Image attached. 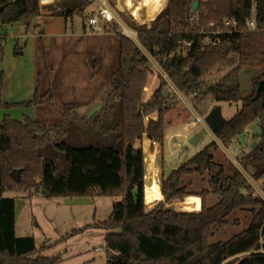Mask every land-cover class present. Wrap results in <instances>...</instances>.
Returning <instances> with one entry per match:
<instances>
[{
  "label": "trees",
  "instance_id": "16d2710c",
  "mask_svg": "<svg viewBox=\"0 0 264 264\" xmlns=\"http://www.w3.org/2000/svg\"><path fill=\"white\" fill-rule=\"evenodd\" d=\"M89 6V0H75L52 15L68 19ZM44 7L50 5L42 6L40 0H0V21L30 28ZM196 13L199 20L192 24ZM253 19L255 30L247 26ZM228 21L236 25L227 26ZM127 25L137 33L142 48L114 29L118 55L108 79L111 91L93 116L72 114L73 103L66 105L59 125L52 127L31 118L17 121L3 116L4 108L44 103L41 69L33 100L15 105L0 101V264H61L60 256L43 255L49 246L38 248L35 237L16 235V202L6 195L29 192L38 180L37 190L47 199H120L106 221H95L63 238L88 228L105 230L107 264H264V198L216 142L170 176L162 175L163 199L152 208L146 204L147 155L141 146L148 138L159 145L164 158L167 116L179 102L177 94L168 93L169 83L162 75L146 101L145 89L155 77L147 52L180 93L241 103L216 135L230 148L240 136L251 138L252 126L258 124L260 133L252 136L258 144L239 158V164L250 173L252 167L255 181L264 179V0H168L154 20L142 24L131 20ZM106 27L104 32L113 33ZM225 65L233 67L229 73L217 82H205ZM245 68L258 70L249 92H243L240 84ZM3 87L0 74V93ZM51 150L62 153L64 161L58 163ZM15 170L21 174L18 181L11 175ZM191 196L202 199L201 211L175 208ZM249 218L246 229L214 241L218 233ZM244 254L248 255L238 258Z\"/></svg>",
  "mask_w": 264,
  "mask_h": 264
},
{
  "label": "rangeland",
  "instance_id": "374dc122",
  "mask_svg": "<svg viewBox=\"0 0 264 264\" xmlns=\"http://www.w3.org/2000/svg\"><path fill=\"white\" fill-rule=\"evenodd\" d=\"M73 1L75 0H57L50 7H44L42 16L30 28L23 24L3 25L0 21V74L4 77L0 101L3 104L15 105L33 100L38 69H41L44 76L42 89L44 103L37 106L20 105L9 109L4 108L3 116H11L17 121L31 118L52 127L59 125L67 109L66 105L72 103L74 104L71 108L72 114L78 112L83 117L93 116L103 108L111 91L108 79L115 68L118 55V42L115 39L114 29L131 37L141 47L137 33L129 30L127 23L131 20L141 24L151 21L148 17L149 13H156V16L168 4V0L152 1L151 5H144V0H102V2L106 1L116 16L113 24L106 25V28L113 30V33L105 31L102 32L103 34L91 35L89 29L86 30L84 27L85 20L99 12L102 2L89 0L90 6L83 14L68 19L52 15L60 13ZM102 24L105 25L104 20ZM129 31L134 35L129 34ZM146 54L155 73L150 86L154 88L158 75H162L169 83L168 93L177 94L179 97L177 107L167 116L170 124L167 126L168 145L164 158L160 147L157 148L155 170L159 180L161 171L166 177L170 176L174 170L214 142L211 132L205 125L206 122H202L200 117L205 120L215 108H220L224 119L228 121L236 115L241 108V103L215 101L211 97H202L200 94L193 99V96L180 93L167 78L159 62L149 53L146 52ZM232 68L225 65L220 71L214 70L206 77L205 82L219 81ZM50 85L52 94L45 95L50 90ZM151 91H148L149 94ZM190 123L195 125L188 126ZM251 131L252 136L258 135L259 125H253ZM252 136L251 138L249 135L240 136L230 148L223 146L228 154H231L232 148L237 149H235L237 152L232 154L234 158H237L234 160L236 164L234 165L248 179L255 192L264 198V179L255 181L252 177L253 173L239 164L238 157L250 152L258 144ZM196 137L202 138L197 146L191 144L192 139ZM141 146L146 151L148 159L146 167L149 176L151 145L144 140ZM46 151L49 152V150ZM52 155L58 163L64 161L62 153L51 150L50 156ZM151 155L153 156L154 153L152 152ZM46 156L43 157V163L47 161ZM225 158H227L226 155ZM149 182L150 180H146L147 184ZM38 183L39 180L35 181L34 189L29 192H11L6 195V197L14 198L16 202L17 237H35L38 248L49 246L43 251V255L60 256L61 264H107L105 230L88 228L70 239L63 240V238L74 230L92 225L95 221H106L113 211L114 204L120 199L88 197L47 199L37 190ZM160 196L157 197L160 198L157 202L163 199L162 191ZM151 200L153 199L148 198L147 204ZM155 202L150 206L153 207ZM175 208L182 212H199L202 209V199L191 196L184 202L175 204ZM249 223L250 218L244 219L241 225H234L218 233L214 241L229 239L232 235L246 229ZM244 256L246 255H241L239 258Z\"/></svg>",
  "mask_w": 264,
  "mask_h": 264
},
{
  "label": "water",
  "instance_id": "95a60500",
  "mask_svg": "<svg viewBox=\"0 0 264 264\" xmlns=\"http://www.w3.org/2000/svg\"><path fill=\"white\" fill-rule=\"evenodd\" d=\"M198 6V2H195L193 10L196 11ZM258 70H248L245 68L240 74V84L243 92H249L252 88V80L257 75ZM147 90V88L145 89ZM208 127L213 131L214 134H217L219 130L225 125L227 122L223 115L222 110L220 108H215L205 119ZM201 140V137H196L192 139L191 144L197 146ZM249 170L253 173L252 167L249 166ZM11 175L18 181L19 180V171L15 170L11 173Z\"/></svg>",
  "mask_w": 264,
  "mask_h": 264
},
{
  "label": "built area",
  "instance_id": "2783aa9c",
  "mask_svg": "<svg viewBox=\"0 0 264 264\" xmlns=\"http://www.w3.org/2000/svg\"><path fill=\"white\" fill-rule=\"evenodd\" d=\"M55 1H57V0H40V3L42 6H48V5H52L53 3H55ZM100 1L102 2V0H100ZM101 4H102V7L99 10V12L97 14L93 15L92 17H90V19L86 23L89 31L91 32V35H98V34H101L103 32V28L101 27V24H100L102 20H104L108 23H112L116 19L114 12L111 10V8L106 3V1L102 2ZM198 20H199V16L196 13L193 17H191L190 22L193 24L194 22H197ZM231 24L236 25L235 22H231V21L226 22L227 26H229ZM247 26L249 27V29L255 30L257 27L256 21L254 19L248 21ZM191 45H192L191 42L185 43V46L187 48L191 47ZM246 255H248V254H246ZM239 257H241V255L238 256V258Z\"/></svg>",
  "mask_w": 264,
  "mask_h": 264
},
{
  "label": "crops",
  "instance_id": "0c3cea01",
  "mask_svg": "<svg viewBox=\"0 0 264 264\" xmlns=\"http://www.w3.org/2000/svg\"><path fill=\"white\" fill-rule=\"evenodd\" d=\"M161 12V11H160ZM159 12V13H160ZM159 13H157V15H159ZM157 15L155 16V18L157 17ZM136 18V17H135ZM154 18V19H155ZM154 19H152V20H154ZM151 20V21H152ZM146 22H150V21H145L144 23H146ZM104 23H105V25H107L108 23H106V21H104ZM101 27L103 28V24H102V21H101ZM130 30V29H129ZM103 33H104V31H103ZM102 33V34H103ZM125 35V34H124ZM127 36V35H126ZM129 37V36H128ZM131 38V37H130ZM132 39V38H131ZM155 84V83H154ZM150 90H152L151 91V94H149V92L148 91H150ZM148 92V94H146V101H149L151 98H152V96H153V93H154V88L152 87V86H149V87H147V90H146V93ZM150 95V96H149ZM241 108H239L238 110H240ZM155 117H157V116H155ZM158 118V117H157ZM155 119V118H154ZM232 119V118H231ZM155 120H157V119H155ZM200 120L202 121V122H205V120L203 119V118H201L200 117ZM195 125V123H190V124H188V126H194ZM207 127H208V125L207 124H205ZM208 129H209V131L211 132V134H212V137H213V140H214V142H216L220 147H221V149L223 150V152H224V154L228 157V159H230L234 164H235V159H237V158H234L233 156H232V154L234 153V152H237V151H235V149L236 148H232L231 149V154H228V152L226 153L225 151H224V146H223V144L221 143V141L218 139V137H217V135L216 134H214L213 133V131L208 127ZM177 136H179V134H177ZM202 139V138H201ZM144 140H147L149 143H150V148H149V150H150V159H149V163L152 161V157L154 156V161H153V165H154V169L156 168V159H155V157L157 156V148H158V144L157 143H154V142H152V141H150L148 138H145ZM167 145H168V134H167ZM175 146V145H174ZM144 149V148H143ZM226 149V148H225ZM237 150V149H236ZM146 152V151H145ZM152 152L154 153V155L152 156L151 154H152ZM238 158H240V157H238ZM148 160V159H147ZM182 162V161H181ZM236 165V164H235ZM151 171L152 170H149L148 172H150V173H148L149 174V176H152V174H151ZM153 173V172H152ZM153 174H156V180H157V172H156V170H155V172L153 173ZM162 175H164V173H162V171L160 172V178L162 177ZM146 180H148V175L146 174ZM157 182L159 183V185H160V179L159 180H157ZM151 183V181L149 182V184ZM147 184V183H146ZM145 194H146V191H145ZM161 197V196H160ZM146 204H147V199H148V197H147V195H146ZM189 198V197H188ZM160 198H154L153 200H151L148 204H147V206L148 207H151L150 206V204L151 203H154L155 201V204L153 205V207L155 206V205H157L158 203H160V202H157V200H159ZM177 206V205H176ZM152 208V207H151ZM107 261H108V255H107Z\"/></svg>",
  "mask_w": 264,
  "mask_h": 264
},
{
  "label": "bare ground",
  "instance_id": "6f19581e",
  "mask_svg": "<svg viewBox=\"0 0 264 264\" xmlns=\"http://www.w3.org/2000/svg\"><path fill=\"white\" fill-rule=\"evenodd\" d=\"M152 1H157V0H144L143 3H144V5H151L150 3ZM151 13H149V15H148L150 20H152L154 18L155 14H156V13L155 14H151ZM150 14H151V16H150ZM128 33L131 34V35H134L133 32L129 31ZM153 161H154V157H152V161L149 163V169L152 170L151 171L152 176H148V180H150L151 183L150 184L148 183L145 186V191H146L145 196L147 195L148 198H152V199L160 197V194H161V186L159 185V183L156 180V174H153L155 172V169H154V165L155 164L153 165Z\"/></svg>",
  "mask_w": 264,
  "mask_h": 264
}]
</instances>
